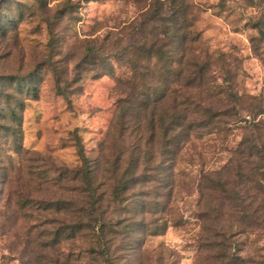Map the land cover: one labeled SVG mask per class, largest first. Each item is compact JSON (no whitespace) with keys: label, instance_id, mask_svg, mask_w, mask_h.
<instances>
[{"label":"rangeland","instance_id":"obj_1","mask_svg":"<svg viewBox=\"0 0 264 264\" xmlns=\"http://www.w3.org/2000/svg\"><path fill=\"white\" fill-rule=\"evenodd\" d=\"M184 5L177 37L190 32L184 36L194 38L186 41L185 55L188 70L191 62L200 68V79L188 89L172 84L156 110L168 115L174 101L186 100L189 109H206V127L193 130L181 150L168 201L154 196L158 182L144 188V222L163 218L167 227L159 235L132 236L134 243L142 240L132 250L119 235L117 263L128 257L129 264H226L225 251L235 264H264V160L240 154L245 145L239 146L243 140L264 146V0ZM176 9L172 0H0V105L14 107L10 120L19 121L20 143L14 153L0 133V264L104 262L87 255L89 240L80 232L53 238L75 222L79 206L80 182L70 172L80 163L75 144L94 156L118 127V101L142 84L132 64L146 63L133 51L135 34L171 13L175 18ZM88 46L97 48L90 59ZM105 62L111 71L94 70ZM236 164L238 206L232 208L206 175L219 172L216 178L224 180L225 167Z\"/></svg>","mask_w":264,"mask_h":264},{"label":"trees","instance_id":"obj_2","mask_svg":"<svg viewBox=\"0 0 264 264\" xmlns=\"http://www.w3.org/2000/svg\"><path fill=\"white\" fill-rule=\"evenodd\" d=\"M184 3L185 0H172L174 8H177L175 18L174 13H171L170 18H162L155 27L147 29L144 24L137 30L135 35L138 36L133 51L138 55V59L146 63L142 67L133 63L132 68L133 78L138 76L142 84L139 91L133 89L127 98L118 101V129L113 126L114 131L99 143L98 153L94 156L86 155L83 147L75 144L80 163L70 172L73 173L72 177L80 182L79 206L75 209V222L64 224V227L55 232L53 238L57 240L58 234L64 235L62 238H71L75 235L74 232L86 235L89 245L85 252L92 258H103L102 264H118L120 258L116 253L118 245H115V242L119 235H122V240L127 244H132V250L135 243L142 245V240L134 243L130 239L139 232L149 235L162 234L167 227L166 219L158 218L161 220L159 224L155 221L144 222L142 218L145 209L143 197L146 195L144 188L149 184L153 187V183L158 182L154 189L157 188L159 193L153 191V194L162 201L167 200L175 187L173 169L181 150L190 141L193 130L206 127V109H189L186 100L185 104L174 101L167 108L170 110L168 115L158 114L156 110L158 104L167 97L172 84H176L178 89H188L200 79V68L191 62L190 64H194L193 69L188 70L189 61L187 62L185 55L186 41L194 38L187 37L190 32L184 34L187 36L183 35V39L177 37L181 29V26L177 25L178 14L184 17V12H181ZM155 31L162 37H156ZM259 31L262 34L263 27H259ZM171 49L172 52L168 53ZM96 53V47L88 46L85 57L90 59ZM159 60L162 61L160 69L157 67ZM131 61L133 62L132 59ZM150 63L152 68L148 67ZM137 67L144 70L137 71ZM94 70L105 73L106 70L111 71L112 66L105 62ZM35 94L33 91L32 95ZM13 108L7 101L0 105V120L7 118L10 121L0 124V133L9 138L7 143L12 152L18 153L20 143L16 138V124L18 125L19 121H14V125L10 120L16 116ZM216 115L210 114L209 119L212 120ZM155 144L158 145L154 149ZM243 144L245 146L240 154L244 153L247 157L257 156L259 160H264V146L257 149L255 144H245V140L240 142L239 146ZM225 169L230 175H226L224 180L216 178L219 172H209L206 177L209 186L223 194L229 207L235 208L238 202L234 178L239 175L240 165L236 164L231 169L226 166ZM153 205L160 206L156 201ZM70 206V203H66L65 209H71ZM234 230L231 221L226 226L228 237L233 235ZM222 235L225 236L226 233ZM222 256L227 258L226 264H235L234 255L230 252L223 251ZM127 262L128 257L125 264H129Z\"/></svg>","mask_w":264,"mask_h":264}]
</instances>
